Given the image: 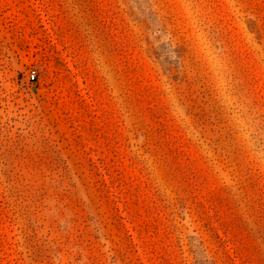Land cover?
I'll use <instances>...</instances> for the list:
<instances>
[{
  "label": "rangeland",
  "instance_id": "374dc122",
  "mask_svg": "<svg viewBox=\"0 0 264 264\" xmlns=\"http://www.w3.org/2000/svg\"><path fill=\"white\" fill-rule=\"evenodd\" d=\"M0 264H264V0H0Z\"/></svg>",
  "mask_w": 264,
  "mask_h": 264
},
{
  "label": "built area",
  "instance_id": "2783aa9c",
  "mask_svg": "<svg viewBox=\"0 0 264 264\" xmlns=\"http://www.w3.org/2000/svg\"><path fill=\"white\" fill-rule=\"evenodd\" d=\"M35 78H36V74H35V73H31V74H30V79H31V80H34Z\"/></svg>",
  "mask_w": 264,
  "mask_h": 264
}]
</instances>
